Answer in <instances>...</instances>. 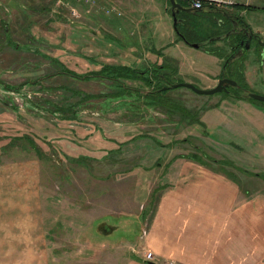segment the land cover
<instances>
[{
	"label": "rangeland",
	"instance_id": "obj_1",
	"mask_svg": "<svg viewBox=\"0 0 264 264\" xmlns=\"http://www.w3.org/2000/svg\"><path fill=\"white\" fill-rule=\"evenodd\" d=\"M94 1L90 7L75 0H0V161L37 160L33 149L48 157L37 161L39 180L32 182L47 213V242L37 243L33 264H126L133 256L144 261L150 251L141 249L140 227L145 230L154 191L167 180L168 161L177 154L193 155L243 190L264 194V102L248 98L263 112L251 114L247 101L237 100L240 94L169 88L163 98L183 106L190 120L180 116L181 109L172 113L145 101L171 83L209 89L205 78L219 72L229 54L227 42L202 41L218 59L182 43L167 0ZM108 6L120 15L107 13ZM234 10L264 40V9ZM143 16L162 18L143 23ZM208 16L207 11L184 14L191 41L216 32ZM146 31L156 33L154 48L175 41L157 54L146 49ZM253 47L245 52L238 77L248 92L264 96V47L262 61L252 57ZM119 65L142 71L143 79L159 73L162 80L154 78L147 87L126 74L117 78L118 85L107 72ZM122 83L135 91L119 95ZM117 136L121 146L109 139ZM66 155L93 159L90 166L70 164ZM144 207L145 217L137 218ZM110 226L117 229L107 236ZM17 258L0 253V264L24 262Z\"/></svg>",
	"mask_w": 264,
	"mask_h": 264
},
{
	"label": "crops",
	"instance_id": "obj_2",
	"mask_svg": "<svg viewBox=\"0 0 264 264\" xmlns=\"http://www.w3.org/2000/svg\"><path fill=\"white\" fill-rule=\"evenodd\" d=\"M253 2L262 6L248 5L264 9V0ZM234 7L228 9L235 11ZM159 17L143 16L140 21L150 23L162 18ZM145 36L149 38L145 48L153 52L164 53L162 48L175 41L172 38L164 46L154 48L156 33L151 35L146 31ZM206 49V55L213 58ZM213 75L205 78V82H210L205 87L216 84L218 72ZM237 100L250 99L240 96ZM246 103L251 114L263 113L249 101ZM242 116L253 121L245 112ZM175 156L168 161V165L171 163L166 171L167 180L157 187L155 204L145 219L148 220L145 230L142 231V225L138 235L141 249L153 254V262L133 256L125 263L264 264V194L243 190L236 180L209 164H200L185 155ZM38 160L0 161V253L17 255L18 261L22 262L20 258H23L27 264H33L36 246L47 242V213L42 211L40 192L32 184L39 180ZM145 209L137 213V218L145 217ZM109 228L112 229H108L107 236L117 229ZM38 253L41 254L40 249Z\"/></svg>",
	"mask_w": 264,
	"mask_h": 264
},
{
	"label": "flooded vegetation",
	"instance_id": "obj_3",
	"mask_svg": "<svg viewBox=\"0 0 264 264\" xmlns=\"http://www.w3.org/2000/svg\"><path fill=\"white\" fill-rule=\"evenodd\" d=\"M178 1L180 4H182L184 6L186 5V2H184V0H178ZM223 10H225L228 14H230V16H223V14L218 13L216 11H214V12L209 11L208 12L209 14H211V16H208V18L211 19L209 25L214 26L215 30H219V33H216L215 35H213V37H210V39L223 37L220 40L227 42L226 44H227L228 50H229L228 55H230L234 52H237L239 50L242 51L241 56L235 58L225 69H222V64H223L224 59L226 57L223 60H221V65L219 63V65L221 67L220 68L221 71L219 70L218 76H217L218 77L217 79L227 77V78L233 79L237 83V87H229L227 89L228 93H224V92L219 93V94H222L225 96H230V97L232 96L233 98H236L237 96H239L238 94H240V96L242 95V91L247 90V88L244 85V82L241 81V76H243L241 73L243 72V70H240V72H239V68H240L241 64L244 63V60H245V52H247V49L244 48L245 42L247 41L249 46H251V44L254 45L253 50H252L253 51L252 57L257 56L258 58H260V61H262V54L261 53H262L264 45L263 46L258 45L257 41L255 39H248V32L247 31H248L249 26L242 19V17L239 16V14H236V12L233 11L232 9H223ZM176 16H177V19L181 18L177 22V25L180 24V25L190 26L188 23L189 21L186 20L183 12H178L176 14ZM260 39H261V41L264 42V40L261 37H260ZM218 41L219 40H214V42H218ZM200 47L205 49L206 45L200 46ZM212 51L216 52L215 49H213ZM207 53H208V51H207ZM212 55H214V54H212ZM260 55H261V57H260ZM262 62H264V61H262ZM218 69H219V67H218ZM238 73L241 74L240 77H238Z\"/></svg>",
	"mask_w": 264,
	"mask_h": 264
},
{
	"label": "trees",
	"instance_id": "obj_4",
	"mask_svg": "<svg viewBox=\"0 0 264 264\" xmlns=\"http://www.w3.org/2000/svg\"><path fill=\"white\" fill-rule=\"evenodd\" d=\"M75 2H77V1H75ZM77 3H80V2H77ZM84 4V3H83ZM236 6H238V7H244V8H246V9H255V7L254 6H250V5H236ZM184 14H186V13H184ZM181 19V18H180ZM180 19H177V20H180ZM179 25L180 24H178L177 25V35H178V39H181L180 38V36L182 35L183 37H184V39L187 41V42H189V43H199V44H201L202 43V41L203 42H207V41H209V43H213V41H210L211 39H210V37H213V34H216V33H219V30H215L216 32H214V33H212V34H210L209 36H207L206 38H201V37H197V39L195 40V41H191L190 40V38L191 37H188L189 35H190V32L189 31H187V26L186 25H181V26H183L184 27V30H181V29H179ZM189 34V35H188ZM210 39V40H209ZM213 39V38H212ZM210 54H216L217 55V53L216 52H214V51H212V49H210V50H207ZM153 52V51H152ZM157 54H159V52H156ZM110 71L111 72H107V73H110V75L112 76V79L119 85V82L118 81H120V79H117V78H119V77H124L126 74H133V79L134 80H136V81H141V82H143L147 87H151L152 85V83H153V81H156V80H162V76L159 74V73H152V74H150V73H148V74H150L149 75V77L147 78V79H143V78H141V72H138V71H135L133 68H130L129 66H125V65H119V66H116V67H114V68H112V69H110ZM128 75H126V76H128ZM156 80H155V79ZM169 90V88H167L166 90H159L158 92L159 93H157L158 95H159V97H157L156 98V96H154V94H153V92H150L148 95H147V98H149V100L148 99H146L145 101H148V102H146V103H149V104H155V103H157V104H161V105H163V106H165V107H167V108H169V111L170 112H172V113H175V111L176 110H179V109H181V111L182 112H180L179 114H180V116L181 117H183V119H186V118H189L190 120H193L192 119V116L191 115H188V113H186V111H185V108L182 106L181 107V105H177V104H170V101L167 99V98H163V96H164V94L167 92ZM129 91V92H128ZM131 91H135V88H131V87H125L124 85H123V83L122 84H120V88H119V92H117L119 95H123V94H129ZM161 96V97H160ZM151 99V100H150ZM151 101V102H150ZM178 106V107H177ZM193 117H195V116H193ZM141 136H143V137H148V135H145V134H142ZM117 137H119V138H109V139H113L114 141H116V142H118V143H120L119 145L121 146L123 143H122V141L120 140L121 139V137L120 136H117ZM107 138V137H106ZM73 147L74 146H77V147H79L78 145H72ZM33 151L35 152V155L37 156V158L39 159V160H41V159H47L48 157H47V155L44 153V152H42L41 150H38V149H33ZM107 153V152H106ZM104 155L103 154H101V157H103ZM181 156H183L184 157V155H181ZM176 157V156H175ZM177 157H179V156H177ZM185 157H186V155H185ZM191 158V159H193V160H197L196 159V157L195 156H193V155H190V156H187V158ZM88 158H86V157H77V158H72V157H69V156H67L66 155V157L64 158V162H66V163H70V164H83L84 166H90L89 164L91 163V160L93 159H91L90 160V162L87 160ZM198 161V160H197ZM59 162H62L61 160H59ZM86 163V164H85ZM87 168V170H89V168L88 167H86ZM157 191V190H156ZM156 191H154V193L156 192ZM154 193H153V195H154ZM152 195V196H153Z\"/></svg>",
	"mask_w": 264,
	"mask_h": 264
},
{
	"label": "water",
	"instance_id": "obj_5",
	"mask_svg": "<svg viewBox=\"0 0 264 264\" xmlns=\"http://www.w3.org/2000/svg\"><path fill=\"white\" fill-rule=\"evenodd\" d=\"M167 1L169 3V6H170V16L172 18L173 28H174L176 33H177V22L179 21V20H177V16H176V14L178 12L192 13V12H198V11H210V12L216 11L218 13L223 14V16H230V14H228L222 8H218V7H215L213 5H206V6H203L201 8H194V7L188 6V5L184 6V5L180 4L178 0H167ZM247 32H248V39H255L257 41L258 45H260V46L264 45V42L261 41L260 36L258 35L259 34L258 32H253L250 28H248ZM180 38L184 43H186L190 47L197 49L201 46L199 43L187 42L182 35L180 36ZM221 38H223V37L213 38L210 41L220 40ZM244 48L245 49L249 48V44L247 41L245 42ZM241 54H242V51L239 50L237 52L230 54L228 57H226V59L223 62V65H222V69H225L235 58L241 56ZM179 87H184L186 89H189L193 93H196L199 95H213V94L221 93V92L228 93L227 89L229 87H237V83L233 79L225 77V78H219L216 82V85L212 88H209V89H200V88H197L196 86H194L193 84H190V83L177 82V83H171L170 85H168L166 87H162L160 90L163 91L167 88L176 89ZM242 97L250 98V99L255 100V101L264 102V96L259 95L257 93L248 92L247 90L242 91Z\"/></svg>",
	"mask_w": 264,
	"mask_h": 264
},
{
	"label": "built area",
	"instance_id": "obj_6",
	"mask_svg": "<svg viewBox=\"0 0 264 264\" xmlns=\"http://www.w3.org/2000/svg\"><path fill=\"white\" fill-rule=\"evenodd\" d=\"M76 1L81 3L84 2V4H87L90 7L93 6L92 3L95 2L94 0H76ZM252 1L254 0H184V2H186L187 5L192 6L194 8H201L206 5H213L219 8H228L239 3L249 4ZM113 10L117 11L116 15L117 14L120 15V11H118L115 7H111V6L107 7V13ZM152 258H153L152 253L148 252L146 254L145 260H152Z\"/></svg>",
	"mask_w": 264,
	"mask_h": 264
}]
</instances>
